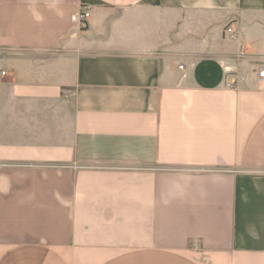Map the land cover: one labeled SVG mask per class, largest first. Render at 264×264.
Wrapping results in <instances>:
<instances>
[{
	"label": "crops",
	"instance_id": "crops-1",
	"mask_svg": "<svg viewBox=\"0 0 264 264\" xmlns=\"http://www.w3.org/2000/svg\"><path fill=\"white\" fill-rule=\"evenodd\" d=\"M255 62L264 0H0V264H264Z\"/></svg>",
	"mask_w": 264,
	"mask_h": 264
},
{
	"label": "built area",
	"instance_id": "built-area-1",
	"mask_svg": "<svg viewBox=\"0 0 264 264\" xmlns=\"http://www.w3.org/2000/svg\"><path fill=\"white\" fill-rule=\"evenodd\" d=\"M86 19L87 13L84 9H82L77 15L71 17V21L77 23L80 28H84L86 26ZM225 34L230 38H233L235 37L236 32L231 26H227ZM244 55L245 51L241 50L236 59H240L244 57ZM221 67L224 73V84L227 89H235L238 82L242 81L246 75L257 81L264 82V63H253L249 67L247 74H241L240 76L236 75V73L228 65H222ZM179 69L182 70V66H179ZM0 75L4 76L5 72L0 71Z\"/></svg>",
	"mask_w": 264,
	"mask_h": 264
}]
</instances>
